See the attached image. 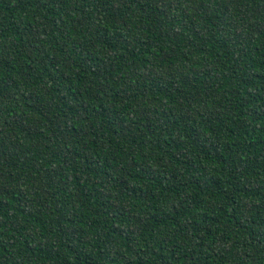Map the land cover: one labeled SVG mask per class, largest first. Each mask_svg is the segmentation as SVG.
<instances>
[{
	"label": "trees",
	"instance_id": "trees-1",
	"mask_svg": "<svg viewBox=\"0 0 264 264\" xmlns=\"http://www.w3.org/2000/svg\"><path fill=\"white\" fill-rule=\"evenodd\" d=\"M0 264H264V0H0Z\"/></svg>",
	"mask_w": 264,
	"mask_h": 264
}]
</instances>
